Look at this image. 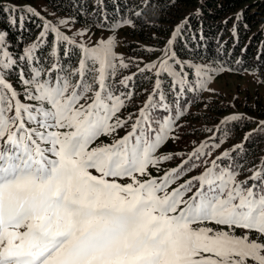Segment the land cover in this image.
Instances as JSON below:
<instances>
[{"label":"snow or ice","instance_id":"snow-or-ice-1","mask_svg":"<svg viewBox=\"0 0 264 264\" xmlns=\"http://www.w3.org/2000/svg\"><path fill=\"white\" fill-rule=\"evenodd\" d=\"M182 32L178 25L158 61L136 65L154 84L126 117L134 93L121 89L136 73L116 81L130 63L114 51V36L89 46L45 22L17 60L0 32V264H264V160L240 180L241 165L221 163L228 151L209 161L203 157L219 145L202 152L201 144L159 174L182 155L159 150L179 139L185 95L214 91L207 87L212 70L177 57ZM49 34L45 57L39 50ZM201 164L199 175H189Z\"/></svg>","mask_w":264,"mask_h":264},{"label":"trees","instance_id":"trees-1","mask_svg":"<svg viewBox=\"0 0 264 264\" xmlns=\"http://www.w3.org/2000/svg\"><path fill=\"white\" fill-rule=\"evenodd\" d=\"M36 2L38 0H0V32L7 34L4 40L7 50L14 59L18 60L21 44H28L36 33L43 30L47 22L43 18H47L49 14ZM40 2L54 15L63 12L78 20L90 18V15L92 18L96 16L95 21L101 25H105L106 22L113 23L116 18L124 16L129 18L133 24L123 31L126 36L123 45L126 49L128 47L127 53L136 54L141 63L147 59L153 61L162 54L161 50L178 25H183V32L174 42V50L182 61L192 56L213 64L221 62L228 67L237 68L243 62L247 66L246 58L249 57L251 60L258 48L260 51L257 63L261 69L258 76L264 87V0H40ZM13 7L16 9L15 12L2 10L3 8L10 10ZM28 8L34 9L39 15L27 11ZM137 12L140 13L139 16L136 15ZM10 17L15 18L17 23L11 24ZM51 35L49 34L46 40L50 41ZM147 48L155 49L156 56L147 52ZM76 50L78 49L73 48L75 54L71 57V62L76 58ZM48 52L45 49L43 56L47 57ZM124 57H128L127 54ZM23 64V61H18L17 68ZM135 73L130 81L134 87L132 91L134 96L129 105L132 111L142 103L154 79L152 73L142 74L138 70ZM9 79L14 85L17 83L15 75ZM203 104L206 113L195 117H199L206 124L198 126L187 124L186 126L190 127L187 129L185 121L181 120L179 123L182 127L178 129L181 131L179 133L181 137L187 134L193 137L199 134L204 137L206 128L210 127L213 121L216 122L213 116L221 117L227 112L226 106L217 101H206ZM242 109L249 115L247 117L235 115L241 118L229 120L225 131L221 132L219 129L213 139L204 143V151H208L213 144L221 140H224L220 142L222 145L242 141V132L254 128L248 133L251 135L247 134L243 146L238 147L232 160H241L246 158L244 156L257 158L260 152H264V130L260 128V124L255 126L264 121V94L255 103L250 102L245 107L242 105ZM175 144L176 141L174 143L169 141L164 148L170 152L183 150L179 145L174 146Z\"/></svg>","mask_w":264,"mask_h":264},{"label":"rangeland","instance_id":"rangeland-1","mask_svg":"<svg viewBox=\"0 0 264 264\" xmlns=\"http://www.w3.org/2000/svg\"><path fill=\"white\" fill-rule=\"evenodd\" d=\"M40 3H41L40 0L36 2V4H38V6L43 11H46L49 14V16H47V20L51 22V24L53 25H58L60 29L62 31H65L66 34H69L70 37L74 36L78 42L86 43L90 46L98 40L107 39L109 36L115 37L116 45H115L114 51L118 55L122 56L125 62L130 63V67L128 69L120 71L119 75L116 77L117 82L119 81V79L125 76H132L133 73H135L138 70L136 66L137 64H139V67L142 68L144 67L145 64L152 62V59L151 60L147 59L146 62L141 63L140 60L137 59L138 57L136 56V54H134L133 52H131L130 54L127 53L128 47L126 49L123 45L124 39L126 38L123 31L129 25L123 24V22L121 23L117 22L116 25L111 26L108 29V31H106V29L98 25H94L93 22L87 19H81V20L79 19L81 21L79 22L78 19L68 16L64 14L63 12L60 13L59 15H54L50 10L45 9ZM61 20H67L68 21L67 25H60L59 21ZM78 32H84L85 35L83 36L76 35ZM126 54L128 57H124V55ZM153 55L156 56L155 54ZM20 56L21 55H19L18 58ZM185 61L197 64V65L205 66L209 68L210 70H212L210 72L212 79L207 85V87L213 89L214 91L210 92V91L205 90L204 92L208 93L207 94L209 98L208 101H212V102L217 101L218 103L226 106L227 114L237 113V114H241L244 117H247L249 114L245 111V109L244 110L242 109V105H244L245 107L250 102L255 103L256 101L260 99V96L264 94V87L262 86L263 84L262 83L259 84L260 79H258V77H254V76L249 77V76H245L242 74L233 73L228 70L215 71V69H221V68H219L218 66H215L213 63L207 62L202 59L187 58L185 59ZM133 70L135 71L132 72ZM192 70H195V69H192ZM203 96L204 94L200 93L195 98L194 102L184 105L186 111H185V115L181 118V120L185 121V128L189 129L190 128L189 126H192L194 124L196 126L206 124L199 117H195V115L198 116L203 113L204 114L206 113L205 104H203L204 102H202V100H204ZM226 113L223 116L227 115ZM213 117L217 121L220 120L221 118V117L216 118V116H213ZM214 122L215 121H213L212 123ZM187 124L189 126H186ZM130 125H131V122L129 123V127L127 128L126 131L131 130ZM177 135L181 137L179 133ZM201 136L202 135H199V134L195 135L194 137L188 136V134L183 135L178 140H175L176 144L174 146L179 145L181 149H189L192 145L196 146L199 143L206 140L207 138H209V136H205V137H201ZM194 138H197V139L195 140ZM187 141H189V143H187ZM221 141H224V140H221ZM221 141H219L217 144H219ZM171 142L174 143V141H171ZM234 142L236 143L233 144V146L242 144L241 141H234ZM230 144L221 145V147H219L216 151H218L219 149L229 151ZM179 158L180 157H178V159ZM224 161H222V164L224 163ZM243 168L245 167L242 166V169ZM245 177H246V174H243V175L240 174L238 179L242 180Z\"/></svg>","mask_w":264,"mask_h":264},{"label":"clouds","instance_id":"clouds-1","mask_svg":"<svg viewBox=\"0 0 264 264\" xmlns=\"http://www.w3.org/2000/svg\"><path fill=\"white\" fill-rule=\"evenodd\" d=\"M252 58H253V55H252ZM256 62H257V60H256ZM255 62V64H254V69H256V72H257V76L256 77H258V79H260V77L258 76L259 75V73L261 72V69H260V66H258V63H256ZM250 77V76H249ZM262 82L260 81V83L259 84H261Z\"/></svg>","mask_w":264,"mask_h":264}]
</instances>
